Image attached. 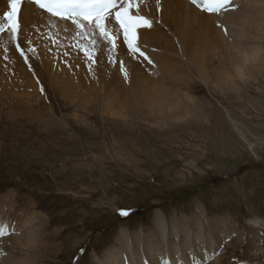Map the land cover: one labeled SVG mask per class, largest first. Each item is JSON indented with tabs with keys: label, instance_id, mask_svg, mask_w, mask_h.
I'll return each instance as SVG.
<instances>
[{
	"label": "rangeland",
	"instance_id": "obj_1",
	"mask_svg": "<svg viewBox=\"0 0 264 264\" xmlns=\"http://www.w3.org/2000/svg\"><path fill=\"white\" fill-rule=\"evenodd\" d=\"M229 17L208 18L216 38L259 54L237 64L234 51L214 46L205 19L189 14L198 60L164 83L175 98L153 110L131 87L132 70L147 73V60L122 42L116 63L99 49L93 63L50 48L48 62L34 64L18 41H0V197L9 194L7 216L24 217L33 230L23 235L38 242L22 251L10 232L4 252L25 264H95L121 228L157 237L160 211L168 223L195 216L223 264H264V33L236 34ZM164 41L169 52L179 48ZM18 55L28 75L9 71Z\"/></svg>",
	"mask_w": 264,
	"mask_h": 264
},
{
	"label": "bare ground",
	"instance_id": "obj_2",
	"mask_svg": "<svg viewBox=\"0 0 264 264\" xmlns=\"http://www.w3.org/2000/svg\"><path fill=\"white\" fill-rule=\"evenodd\" d=\"M210 6L216 7V5L211 4L206 6L193 5L190 0H159V6H157V0H143V3L140 4L139 12L141 15L151 19L153 23L151 28L137 29V42L141 45V51L143 50L146 55H149L152 63L150 64L148 60L146 61L147 73L139 72L135 69L132 70L131 87L134 88L136 101L144 103L145 106H149L152 110L153 107L159 106L161 102L169 101L174 90L164 83L167 81H179L178 72L184 69V64L188 67H193L194 60L192 59L193 57L195 59L198 57L195 56L197 53L191 46L195 40L192 42V33L187 28L188 25L191 26L189 24V14L195 15L198 19H205V22L210 25L209 37L213 40L214 46L219 49L223 48L225 51H234L233 53L235 54H232L235 55V59H238L237 64L248 62L254 54L257 55L259 49L256 47L249 48L246 45L241 46L234 42L218 39L219 37L216 38L217 36L215 35H218L219 29L214 28L208 18L223 17L227 14V16H230V23L237 29L238 33L236 34L242 33L240 35L243 36L248 32V35L263 38L264 0H233L232 5L227 10H219L217 12L204 10L205 8H212ZM10 10L9 0H0V25L8 23L4 13ZM17 22L19 27L16 41L19 44L24 43L23 50L31 57V61L34 64L41 59L47 63V50L50 48H56L61 54L77 53L79 56L88 57L85 51L80 50L84 47V43L78 42L79 46H70L77 44L74 31H63V28L71 23L70 21L67 24L62 23L58 18L50 17L48 13L39 9L33 3L20 0ZM112 26L115 27V22H113ZM167 36L173 43L176 40L178 49L175 44V50L173 49L171 52L165 48L164 39H167ZM50 37L57 42L53 43ZM40 40L44 43V48L42 49L38 48ZM196 40L199 41V39ZM0 41L7 44L14 42L11 39L8 28H5L2 33L0 32ZM29 41L31 42L30 44ZM118 43L121 44V42ZM29 48H34L35 51H28ZM121 56H128V54L125 51H121ZM19 57L18 55L13 60L11 66H9V71L28 75L27 67L23 64L21 57ZM95 59H97L96 56ZM244 65L247 67V63ZM193 70L195 71L194 68ZM197 70L198 74L202 73L203 68L201 65H199ZM235 70L240 73L242 69H238L236 65ZM8 198L9 194L0 197V224L8 225V233H15L14 238L23 251L24 244L30 247V244L35 245L38 242L35 236L27 237L23 235L25 231L33 230V227L28 229L24 226V217H20L19 220L16 218L15 222L9 219L10 217L5 212ZM18 212L20 213L21 211ZM34 217L36 218V216ZM153 224L158 234L157 237H147L142 230L130 232L126 228H121L115 237L114 243L103 252L101 257H98L99 259L97 262L95 261V264H159L162 256L170 259L172 264H201L202 262L206 263L208 260L210 261L207 264L222 263L221 256L217 255L218 250L221 249L220 246H217L218 242L212 243L213 239L211 236L213 235L206 232L203 224L195 216L185 217L182 214L178 218L177 214H175L171 223H168L165 216L158 211L154 215ZM1 237L3 236H0V264H25L26 258L23 259L20 256L18 258L8 252H4L5 248L3 249L1 245L4 240ZM214 240L216 241V239Z\"/></svg>",
	"mask_w": 264,
	"mask_h": 264
},
{
	"label": "snow or ice",
	"instance_id": "obj_3",
	"mask_svg": "<svg viewBox=\"0 0 264 264\" xmlns=\"http://www.w3.org/2000/svg\"><path fill=\"white\" fill-rule=\"evenodd\" d=\"M32 2L40 9L45 10L50 17H56L62 23L67 24L70 21L71 23L64 27L63 31H74L76 37L88 38L89 45L80 50L85 51L93 63H95L94 57L98 49L106 52L108 62L116 63L115 57L118 55L117 49L120 46L118 42H122L126 46V51L131 57L135 58L138 53L150 64L152 63L136 43L138 39L137 29L151 28L153 23L151 19L139 12L143 0H32ZM190 2L198 6L216 5V7L205 8L204 10L217 12L227 10L232 5L233 0H190ZM19 3L20 0H9L11 10L4 13L8 23L0 25V32H3L5 28L10 30L12 41L17 40ZM157 6H159V0H157ZM113 22H115V27L112 26ZM50 39L53 40V43L57 42L52 37ZM70 46H78V42L76 45ZM16 48L27 62L28 57L18 42ZM28 51H35V49L29 48ZM119 63L122 73L127 78L128 73L124 61L120 60ZM119 214L126 216L128 210L121 209ZM6 234H9L8 225L0 224V236ZM159 264H172V262L162 256Z\"/></svg>",
	"mask_w": 264,
	"mask_h": 264
}]
</instances>
